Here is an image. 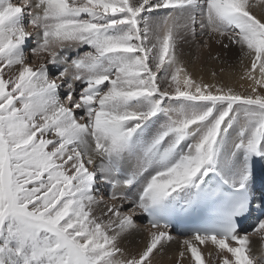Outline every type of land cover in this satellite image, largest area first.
<instances>
[{
	"label": "bare ground",
	"instance_id": "bare-ground-1",
	"mask_svg": "<svg viewBox=\"0 0 264 264\" xmlns=\"http://www.w3.org/2000/svg\"><path fill=\"white\" fill-rule=\"evenodd\" d=\"M190 1L199 4L197 31L210 36L227 22L220 11L252 6L264 50V0ZM180 4L0 0V264H264L252 232L264 231V62H248L245 45L221 58L214 43L196 51L204 53L197 61L190 46L171 60L174 73L160 80L159 68L148 80L143 18L159 16L160 5L173 18ZM153 21L150 36L161 43L163 22ZM133 25L144 43L136 47ZM146 101L152 108L141 110ZM64 132L79 141L78 153L60 147ZM33 153L45 159H23ZM211 170L251 196L238 243L147 224L145 206L167 195L188 200ZM81 181L91 189H79Z\"/></svg>",
	"mask_w": 264,
	"mask_h": 264
},
{
	"label": "rangeland",
	"instance_id": "rangeland-1",
	"mask_svg": "<svg viewBox=\"0 0 264 264\" xmlns=\"http://www.w3.org/2000/svg\"><path fill=\"white\" fill-rule=\"evenodd\" d=\"M198 5H199L198 3L196 4V3H194V2H192L190 0H185V3H184V0H182V4L178 5L179 9H177V10H179V11L175 13L176 15L174 14L173 18H175V19L172 18V13L170 12V10H168V13H170V14L165 13L166 10L164 9L163 6L160 5V8L163 11L161 10L162 12H160L159 16L150 15L148 18H145V17L143 18L144 21L147 22V24H148V25H146V29H145L146 32H147V35H146V37H144L147 48H146V53L143 54L144 56L142 55V59H143V57H145V58L148 57V59L146 61V65L147 66L145 65L146 69H148V71H147V73H148L147 74V79L148 80H150L151 77L154 76L153 73L156 74V71L159 68H160L159 71H161V72L157 71V77L160 80L162 78H166V76H167L166 70L174 73L173 65L171 64V60L173 58L177 57V56H181L182 50L184 48H191L190 46H192L191 49H195V53L196 54L194 53V55H195L194 57L197 59V61L199 59L204 58V56H203L204 53L196 52V51L199 50L200 47H201L200 50H207V49H209L210 44L214 43L213 44L214 47H215L214 49L216 50V53L221 58L228 59V60L234 59L235 57H237L241 53L245 52V51H241L240 50L242 48L241 46L245 45V47L243 49L247 50V60H248V62L251 61L252 64H254L256 62L261 64V63L264 62V50L263 49H259V44L255 42V41H257V40H259L261 38L260 29L258 27L256 28L257 25H255L252 22H250L251 21L250 15L254 11L252 6H246L245 8L237 9V11H239V12H237V11L233 12L231 7H228L229 10L228 9L222 10L224 12L220 11L218 14L222 16L225 13L224 18L227 20V22L229 20H231V22L230 23H227L226 21L224 22V26L222 27V30H221L222 33L220 35L210 36V33L206 32L205 27H203L204 28L203 32H198L199 30L197 29L198 26L196 24L198 22V18H197L198 13L196 12L198 10ZM183 8L185 9V11H187V13L188 12H190V13L187 14L185 11H183L184 10ZM186 8H187V10H186ZM230 10L233 13L231 12V14H230V12H229ZM205 12H206V10H205ZM217 12L218 11H216V13ZM241 12H243V13H241ZM162 13L165 15V17H164V15ZM239 13L242 15V17H241V15ZM248 14H249V16H248ZM170 15H171V18L168 19ZM246 16H248V18ZM156 17L159 18L160 21L163 22L162 27H163V31L166 34L164 40L161 43H159V41L158 42L155 41L154 38H152L150 36L152 31H153V27H154L153 25L155 24L153 19L156 18ZM181 17H183V18H181ZM165 19H167V20H165ZM238 20H239V22H237ZM192 21H194V22H192ZM167 22H169V24L171 23L170 26H169V24ZM188 24H189V26H188ZM147 26H148V29H147ZM133 27H134V29L136 31V33H135V31L133 32L134 33V38H133V41H132L133 46L134 47L138 46V44H139L138 42H140V44H144L143 40L141 42V39L138 38L139 37V35H138L139 34L138 27L136 25H133ZM195 30H196V32H195ZM178 33H179V35H178ZM136 34H137V36H136ZM147 36H148V38H147ZM137 38H138V40H137ZM166 39H167L168 42L166 41ZM252 41H254V43H253V44H255L254 46L252 44ZM162 43H163V45H162ZM164 43H166V44H164ZM152 46L153 47L155 46V48H153ZM204 47H205V49H204ZM25 53H26V50L23 51V54H25ZM86 55H92V54L90 53V54H86ZM71 57L72 56L69 55V56H67V59L69 60ZM101 57H103V54H99V58H101ZM162 57H163L164 60L162 59ZM199 63H201V61H199ZM114 69H115L114 67H110V68H109V66L107 67V71H108L109 74H113L114 73ZM149 73L152 76H149ZM100 85H101V82H99V86ZM95 92L96 91H94L92 93H95ZM145 103L146 104L148 103V105H146ZM142 104H144L145 106L144 107L142 106L141 110H150L152 108V107H150L151 106L150 103L147 102V101L142 103ZM87 107L88 108H92L90 103H87ZM107 115H109V112L107 113ZM63 130H65V129H63ZM128 131H130V130H128ZM62 137H63L62 138V145H60V147L62 149L66 148V147H69L71 149H74V152H76V153L79 152V141L75 137H73V138L68 137L67 133H65V132H64V135H62ZM148 145L149 144H146V146H148ZM23 159L29 160L31 162H33L34 160H38V161L41 160L42 161L43 159H45V156L44 155L40 156L39 154H34L33 153L31 156H24ZM41 165H42V163L40 165H36V167L40 168ZM258 172H259V170L254 174V176L252 177V180L254 179L255 176H257ZM145 186H147V184L144 185L143 188ZM91 187L92 186L89 183V181H87V182L81 181L78 184V188L79 189H87V190H89V189H91ZM263 210H264V206H263ZM256 229L257 228L254 227L252 232L253 233L257 232L258 233L255 238H256V240L259 239L258 241L261 242L259 245L262 244L260 247H263L264 244H263L262 241H264V231L260 230V232H261L260 233ZM242 232L246 233L245 230H243V229H242ZM259 237L262 239V241H261V239ZM243 253H245L243 255H248V252L247 253L243 252ZM252 260L253 261H252L251 264H262L261 262L256 261V259H252ZM2 264H10V262H9L8 259H6L5 261L2 262Z\"/></svg>",
	"mask_w": 264,
	"mask_h": 264
},
{
	"label": "flooded vegetation",
	"instance_id": "flooded-vegetation-1",
	"mask_svg": "<svg viewBox=\"0 0 264 264\" xmlns=\"http://www.w3.org/2000/svg\"><path fill=\"white\" fill-rule=\"evenodd\" d=\"M141 169V168H140ZM134 170V169H133ZM137 170H139V169H136L135 171H137Z\"/></svg>",
	"mask_w": 264,
	"mask_h": 264
}]
</instances>
